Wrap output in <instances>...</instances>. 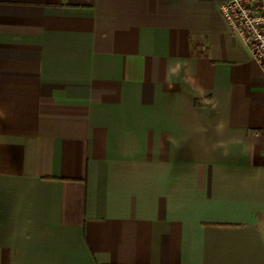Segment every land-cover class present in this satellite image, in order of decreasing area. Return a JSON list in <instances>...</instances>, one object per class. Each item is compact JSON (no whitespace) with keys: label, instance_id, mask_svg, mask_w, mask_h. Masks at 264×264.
I'll list each match as a JSON object with an SVG mask.
<instances>
[{"label":"crops","instance_id":"crops-1","mask_svg":"<svg viewBox=\"0 0 264 264\" xmlns=\"http://www.w3.org/2000/svg\"><path fill=\"white\" fill-rule=\"evenodd\" d=\"M226 0H0V264H264V76Z\"/></svg>","mask_w":264,"mask_h":264},{"label":"built area","instance_id":"built-area-1","mask_svg":"<svg viewBox=\"0 0 264 264\" xmlns=\"http://www.w3.org/2000/svg\"><path fill=\"white\" fill-rule=\"evenodd\" d=\"M219 10L227 26L247 45L264 76V0H226Z\"/></svg>","mask_w":264,"mask_h":264}]
</instances>
